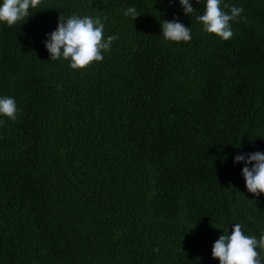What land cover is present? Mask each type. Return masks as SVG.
Returning <instances> with one entry per match:
<instances>
[{
  "label": "trees",
  "instance_id": "16d2710c",
  "mask_svg": "<svg viewBox=\"0 0 264 264\" xmlns=\"http://www.w3.org/2000/svg\"><path fill=\"white\" fill-rule=\"evenodd\" d=\"M190 3L42 0L0 23V97L18 108L0 116V264H219L226 229L264 235V194L234 163L264 153V0H223L244 10L227 41L197 21L206 0ZM61 14L118 37L102 62L50 59ZM174 19L190 41L163 39Z\"/></svg>",
  "mask_w": 264,
  "mask_h": 264
},
{
  "label": "clouds",
  "instance_id": "9594fccd",
  "mask_svg": "<svg viewBox=\"0 0 264 264\" xmlns=\"http://www.w3.org/2000/svg\"><path fill=\"white\" fill-rule=\"evenodd\" d=\"M171 2V0H170ZM42 0H2L0 3V23L8 26L26 21L38 8ZM185 15L195 12L190 0H179ZM227 9L228 11H225ZM242 7L223 3V0H206L204 12L196 19L202 24L203 31L213 34L221 40L227 41L233 36L230 22L241 19ZM135 20L140 15L135 7H129L124 12ZM161 33L165 41L188 42L191 40V28L184 26L177 20L163 21ZM118 37L109 35L104 38V24L100 18L76 15L65 18L58 17L57 27L47 34L44 46L50 59L69 61L73 70L89 67L93 62H102L103 53L110 50L111 44ZM17 104L13 97H0V116L10 120L17 118ZM0 120V126L4 125ZM243 163L241 175L246 190L253 196L264 194V153L256 151L244 153L234 157V163ZM251 165V167H249ZM243 225L237 223L229 235L227 229L212 245L211 256L219 264H262L257 249L264 250V235L259 239L247 236L242 231Z\"/></svg>",
  "mask_w": 264,
  "mask_h": 264
}]
</instances>
